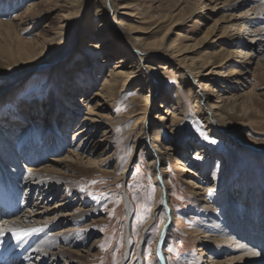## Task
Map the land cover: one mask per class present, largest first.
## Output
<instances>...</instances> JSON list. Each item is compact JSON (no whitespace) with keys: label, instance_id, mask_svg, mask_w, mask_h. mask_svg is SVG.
Wrapping results in <instances>:
<instances>
[{"label":"rangeland","instance_id":"374dc122","mask_svg":"<svg viewBox=\"0 0 264 264\" xmlns=\"http://www.w3.org/2000/svg\"><path fill=\"white\" fill-rule=\"evenodd\" d=\"M241 1L245 3L247 0ZM97 2L107 7L108 16L101 18L93 10ZM120 2L133 3L140 14L135 21L125 18L138 31L129 43L120 34L121 39L124 38L125 53L113 41L108 44L116 45L109 59L84 50L82 45L88 41L84 38L85 27L90 24L97 32L99 25L104 23V27L115 30L122 14H113L110 3L117 5ZM229 2L0 0V23L18 25L23 22L20 37L24 42L32 41L38 46L37 53L41 58L49 56L55 49L53 45L63 38L60 32L67 20L65 11L72 13L64 44L54 58L37 67L28 66L23 61L12 62L2 49L7 35L3 33L5 29L0 28V144L6 146L4 143L10 141L13 149H6V155L4 151L0 152V169L6 170L5 181L16 182L20 176L16 169L26 173V168L32 166L25 156L26 150L32 147L39 151V147L45 146L47 155L39 166L55 165L52 162L57 159L52 153L54 133L68 139L69 147L63 150L61 158L74 151L72 155L80 154L82 159L70 154L73 158L68 159L69 165L64 166V170L56 164L55 168L62 172V179L45 174L48 180L61 182L56 184L57 195H47L45 201L40 197V202L50 208L62 205L60 211L74 213L75 218L56 226L53 231L71 230L62 237V242H55V251L63 248L70 252L56 261L45 259L43 264H118L124 255L128 258L126 264H161V255L165 264H211L209 253L216 245L213 238L219 239L216 237L219 236V227L231 222V203L239 227L248 230L254 238V246H258L256 252L264 257V10L261 9V13L259 8L253 15L250 9L254 3L232 10ZM261 2L264 4L263 0ZM31 5L34 6L29 12L27 9ZM70 5L71 9L64 8ZM105 32L100 33V41L106 42V37L113 33L112 30L107 32V28ZM135 38L142 39V43L163 38L166 47L173 44L175 51L181 49L174 58H167L164 49L156 53L149 65L150 69L159 71L156 85H163L164 93L153 94L147 119L165 115L166 109H162L165 103L173 104L167 112L173 114H166V119L173 115L181 119L177 129L170 128L169 123L161 124L156 141L152 140L151 134V146L156 150H163L165 145H173L178 139V161L173 163L174 154H171L162 161L160 168L172 214L161 255L154 253V244L166 211L160 207L162 197L151 168L152 154L139 147L144 137L148 136L149 140V135H144L142 99L152 93L149 94L147 88L139 92L140 87L133 84L127 85L126 89L118 88L109 100L94 96L110 71L128 73V67L119 63L127 52L135 56L132 63L137 66L138 53L131 46ZM206 56L211 57V66H203ZM89 58L93 59L91 63L87 62ZM165 63L168 69H157L159 64ZM187 67L200 72L201 76L196 79L199 83L206 79L208 101H221L218 107L222 108L226 124L231 126L227 129V136L222 137L208 129L206 120L197 113L200 105L194 90L198 87L196 90L200 92L202 87L185 72ZM73 73L82 80L78 82L83 85L79 90L75 84L78 78L73 77ZM69 94L74 98H68ZM81 98L85 102H79ZM56 103L64 105L67 110L68 117L65 118L69 120L65 125L61 123L59 109L49 112L50 106ZM205 104L202 101L204 109L207 108ZM35 107L39 110L36 111ZM88 110L97 121L96 126L87 128L84 137H93L97 144L93 152H88L89 148L80 136L74 139V132L82 125L83 118L88 117ZM221 127L226 129V126ZM215 128L223 133L221 128ZM200 132L208 139H204ZM235 139L243 145L240 142L237 146L233 144ZM10 152L18 160L16 169L5 162ZM152 152L157 154L154 149ZM196 153L199 156L194 159ZM19 188L20 196L25 199L27 188ZM38 197L34 193L32 199ZM246 201L251 205L249 209L244 208ZM127 202L131 217L126 221ZM125 226L126 233L129 226L127 237ZM204 233L208 235L204 237ZM38 241L42 242L37 239L35 243ZM170 248L172 252L168 251ZM231 256L235 258L227 251L224 255L213 256V260L223 263Z\"/></svg>","mask_w":264,"mask_h":264},{"label":"bare ground","instance_id":"6f19581e","mask_svg":"<svg viewBox=\"0 0 264 264\" xmlns=\"http://www.w3.org/2000/svg\"><path fill=\"white\" fill-rule=\"evenodd\" d=\"M73 1L75 2V0H73ZM110 1L111 0H109V2ZM120 1H122V0H120ZM261 1L262 0H256V2H254V0H247L244 3L241 0H230L229 8H231V9L233 8L232 10H234V8L236 9V8L242 6L243 4L254 3V6L252 7V9H250V11H252V14L254 15L256 12H258L259 8H260V12L263 13V11H261V9L264 10V4H262ZM76 4H77V2H76ZM100 4L101 3H98V2L95 3L93 10L95 9L98 16L101 18L108 16L109 12L107 13V11H108L107 7L104 5L102 6ZM113 5H111V3H110V10L113 12V14H118V13L122 14L121 20H119L115 24V30L111 29L112 27H110V26L104 27V23L99 25V29L97 32H94V30L91 29L90 24H89V26L85 27L84 38H85V40L87 39L88 41L84 42V45H82V48L86 51H94L93 52L94 55H96V54L103 55L102 59H109L110 55L113 54V49H114V47H116V45H117V47L119 45L120 50L125 53L126 48L124 47V38L122 40L120 37V34H123V36H125V39L127 40L128 43L131 42V40L132 41L134 40L132 38V35L138 34L137 29L133 28L132 25H129L128 21L125 20V18H129V19L133 18L132 19L133 21H135L134 20L135 18L139 19L138 15H140V14H139L138 10L136 9V5H134L131 2H120L117 5H114V6ZM33 6L34 5L29 6V9H27V11H29V10L31 11ZM64 8L71 9L72 5L64 6ZM261 13H259V14H261ZM27 14L29 15V13H27ZM65 14H66L65 17L67 20L62 25L61 32H60V34H61V36H63V38L60 37L59 41L53 45V47H55V49L51 50V54L49 56L46 55L45 57L43 56V58H41V55H38V53H37L38 46L33 45L32 41L24 42L21 39L20 34H22L23 30H24L23 25H22L23 22L18 24V25H14L12 23H0V28H4L5 32H3V33L7 35V37L5 38V40H6L5 44H3L2 49L6 51L8 57L11 60H13L12 62H15V63H17L19 61H23L28 66L37 67L38 65H42V64L49 62V60H51L52 58L55 57V55L58 52L57 50H59L61 48L60 46H62L64 44V40H66L65 35L67 32V29L70 27L69 17L72 13L68 14V10H66ZM30 15H33V14H30ZM244 16H246V15H244ZM256 16H257V14H256ZM168 18H170V16ZM33 22L36 23L35 21H33ZM175 25H172V26H175ZM34 26H36V25H34ZM106 28H107V32L112 30L113 33L111 36L106 37L107 38L105 40L106 42H104V40L100 41L101 35L106 34V32H105ZM100 33H101V35H100ZM263 36H264V33H263ZM162 39H160L159 41H151V42L145 41L144 43H142V41H143L142 39L135 38V43L131 44V46H132V49L136 53H138V56H136L137 66L132 63V61L135 60V58H134L135 56L132 53L127 52L126 57L121 58L119 63L125 64L124 68L128 67V73H123L122 71H115V70L110 71L107 78H105L103 80V84H102V87L100 88V91H98L97 93H94V92L93 93H94L95 98L99 97V98L103 99L102 97H104L105 99L109 100V99H112L114 97L118 88H121V89L125 88L126 89L127 85L132 86L133 84L140 87V89L138 88L139 92H143L144 89L147 88L148 89L147 92L149 94L152 93L150 96L142 99L143 108L141 109L142 113L141 112L140 113L143 116V118H142L143 128L145 126L144 135L147 133L149 135V140H148V136L144 137L143 144L141 145L139 143V147H141L142 150L148 149L152 154L151 168L154 172L155 182H156V185H158V187H159L161 197L163 195V188L162 187H164V191H165L164 197H165V200H166L167 206H168L166 183H165L164 179L162 178L160 168L162 165V161L167 156H170L171 154H174V155H172L174 157L173 163H176L178 161V157H177V151H178L177 141H178V139H176L174 141L173 145H170V146L165 145L163 147V150L157 149L158 150L157 151L154 147L151 146V134H152V138H153L152 140L156 141L157 133H159V131L161 130V124L163 125L164 123H169L170 128L174 127L177 129L180 122H181V119L174 116V115L171 119H166V117H165L166 114H167V116H170L171 114H173V113H167L168 110L171 109L173 106V104H170V103H165V106L162 107V109L163 108L166 109L164 112L165 115H159V116H155L153 119H147V114H148L150 105L153 103V99H152L153 94H155L156 96H159L160 94L163 95V93H164L162 91L163 85H161V86H160V84L156 85V81H158V79H159L158 76H156V74H158L159 71L150 69L149 65H150V62L153 60L152 58L156 55V53H158L160 51H164V49H165V52H167V56H168L167 58H170V57L174 58L173 57L174 54L177 53V51L180 52L181 49L177 48L178 50L175 51L173 44L172 45L170 44V45H168V47H166L165 44L162 43ZM112 41L114 43H116L115 46H109L108 45ZM28 44L30 46L26 47ZM139 44H142V45H139ZM34 48H35V50H34ZM43 51H45V49ZM16 53H18L17 57H15ZM88 60H89V61H87L88 63H91L93 61V59L91 60V58H89ZM210 60H211V57L206 56V59L202 63L203 66H211ZM179 64H181V61H179ZM212 65H214V63ZM179 66L182 67V64ZM157 69H159L161 71H165L166 69H168L167 63L159 64L157 66ZM185 72L189 75L190 78H192L194 80L195 83L198 84V86L202 87V90L200 92H198V90H196V89H198V87H195V90L193 88L197 104L200 105V107H198V109L196 110L197 113H200L201 117L206 120L205 122H206L208 129L211 128L214 132H216L218 135H220L222 137L227 136L226 134L229 133V131L227 129L231 128V126H230V124H226L225 117L221 114L222 108L218 107V105H219V103H221V101H219V100H216L215 102H212V101L209 102L208 101L210 98L209 94L207 93L208 92L207 90L209 89V85L205 82L206 79L205 80L203 79L202 81L200 80L201 81L200 83H199V81H196V79L201 76L200 72H198L197 69H195V68L192 69L190 67H187V68H185ZM73 77L78 78V75L76 73H73ZM80 79L78 78V81H76V83H75L77 86L76 87L77 90L81 89L83 86V85L81 86L79 84L82 81ZM72 97L74 98V96H72V94L68 95V98H72ZM202 101H204V103H206L205 105H207V108H205V109L202 108V106H201ZM49 102H51V103L53 102L52 97H50ZM79 102L82 103L85 101L81 98L79 100ZM177 102H179L178 99H177ZM50 109L51 110L49 112H51V113L54 112L55 109L60 110L59 117L61 120H63V121H61V123H63V125H65L66 121L69 120V118H65V117H68V115L66 116V114H68V113H67V110H66L64 105L60 106L58 103H56L55 106H53V105L50 106ZM35 110L37 111V110H39V108L35 107ZM230 110H232V108ZM92 116H93L92 111L88 110V117L83 118L82 125H80V127L77 130H75V132H74V139H76L78 136H80L81 139H83V144L87 145V148H89L88 152H90V151L93 152V150L96 149L95 147L97 146V144L95 145L94 141L92 140L93 137L84 138L87 134V130H88L87 128L96 126V124H97V121L94 118H92ZM146 120H148V122H146ZM61 123L59 122V124H61ZM222 125L226 126V129L222 128L221 127ZM215 127H218L219 129L221 128L223 130V133L217 131ZM48 131H49V129H47V133H48ZM54 135L56 138L54 139V145H53L52 153H54V155L57 159L52 161V162H55V163H53L55 165H51L49 167L39 166L44 161L45 155H47L46 150H45V146L39 147L38 148V149H40L39 151H36V147H32V148L26 150V152H25L26 160L28 163H30L32 165V166H29V168H26V170H27L26 173H22L18 168L16 169L15 166L17 165V161H18L17 158H15L16 156L13 157L11 152L7 155V160L5 162H7V163L9 162L11 164V166H13L16 169V172L20 173V176L15 179L17 181V185H16L15 189H16L18 195L19 196L21 195L20 194L21 190L19 187L25 186L27 188V194L25 195V199L20 196V198H22V203L20 206H18L14 203V194L11 195L12 190L7 186L8 182H6V183L3 182L6 179V177H5L6 176V173H5L6 170L0 169V202L4 203L5 207L7 208V210H6L7 212H12L13 214H19L18 216L15 215L11 218H6L4 211L2 209L0 210V229H3V235H0V245H5L7 243H16V246H19V247H16V250H21V248H23V246L27 244V246L24 249V252L19 257L21 259L17 264H34V262H35V264H43L45 259L49 258L52 261H56V260L61 259L68 252H70L68 249H63V248L61 250L55 251V248H56L55 242L56 243L59 241L62 242V240H63L62 237L67 235V232H69L71 230L60 229V230L55 231V232H53V231H54V228H56V226H59L60 224L62 225L64 223H69V222L73 221L75 216L72 214H74V213H72V214L67 213L66 214V213H64V211H60L61 210L60 207L62 205H59V204H58V206L56 205L53 208H50L49 205L45 206L44 203H41L42 201L40 202V197H41V200L45 201L44 197H46L47 195H50L53 193H54V195H57L59 193L57 190L56 184H59L61 181L60 180L58 181L56 179L53 180V179H54L55 175H57L56 178L60 179L62 176L61 175L62 172L60 169L55 168L56 164L61 165L62 169H63L64 166L69 165L68 159L73 158L72 156H77L80 158V154L72 155L74 153V151H72V154H71V152H69L65 156V158L64 157L61 158L60 156L63 153V150L64 149L67 150L69 147L68 139H66V137H64V136L61 137V135H58L56 133H54ZM91 140H92V142L90 143L89 141H91ZM155 141L153 143L154 146H155ZM239 142L241 143V141L239 139H237V140L235 139L233 141V144H235L237 146V145H240ZM4 144H6V146H3L0 144V152L4 151V155H6L7 154L6 149H9V151H11L13 149L10 148V141L5 142ZM81 144L82 143H80V145ZM79 148L80 147H78V149ZM152 149H154V152L156 151L157 154L153 153ZM198 156H199V153H196L194 159ZM80 160H82V159L80 158ZM87 160H89V159H87ZM39 161H41V163H38ZM96 164H98V163H96ZM46 173H50L51 175H53V179L48 180L45 176ZM11 185L14 186V184H11ZM34 193L36 194V196H39L38 199H36V200L32 199V196ZM206 194H208V193H206ZM248 201L244 202V206H245L244 208H246V209H249L251 206ZM15 202H16V200H15ZM127 204H128V202L125 205V208H126L125 209V219H126V221L129 219V217H131L129 206ZM32 207H34L33 210H31ZM39 210H40V212H36ZM168 210H169V206H168ZM229 211L232 213V217L230 220L231 222H229L228 224H225V225L223 224L222 227H219L220 228L218 231L219 236H216V237H219V239L213 238V242L216 245H215V247L211 248V251L209 253V258H210L209 263H211V264H264V257L262 258L259 255V253L256 252L258 250L257 249L258 246L257 247L254 246L255 245L254 244V238L252 237V235L249 232H247L248 230L244 231L243 228L239 227L238 220L235 217L236 215H234V214H236V211L233 208L232 203L229 205ZM165 215H166V217L163 221V224L160 228V231L158 233V236H157L155 244H154V247L156 246V250H154V253L156 252L160 255L162 252V245L165 241V236H166V232H165L164 237L162 236L163 235V226L166 223H168V225H169L170 218L172 217V214L170 213V211H169V216H167V214H165ZM1 216H3V219H1ZM246 216H249V215L247 214ZM9 229L14 230L22 238L17 240L12 235V232L8 231ZM32 229H39V231L31 232ZM24 232H31V234L23 235ZM49 234H51V235H49ZM125 234H127L126 235V237H127L129 234V226L127 228V233H126V226H125ZM204 234H205V236L203 235L204 237H206L208 235L207 233H204ZM37 239H39V240L41 239L42 242L38 241V243H35V241ZM211 240H212V238H211ZM34 245H35V247L31 248ZM252 246L255 248H253ZM128 251L129 250H127V252ZM227 251L230 252V254H232L233 257H235V258H232V256H231V258L229 260H227V261L225 260L223 263H216L217 261L215 262V260H213V259H215L213 256H220L222 253L224 255L225 252H227ZM253 252L257 253V255H252ZM125 259H126V255H124V257L121 259V261L119 263L120 264H126V263H124ZM160 259H161V257L159 258V260ZM161 264H162V262H161Z\"/></svg>","mask_w":264,"mask_h":264},{"label":"snow or ice","instance_id":"6c2138e0","mask_svg":"<svg viewBox=\"0 0 264 264\" xmlns=\"http://www.w3.org/2000/svg\"><path fill=\"white\" fill-rule=\"evenodd\" d=\"M197 131H200L199 129H197ZM200 135L204 138V139H208V137L205 135V133L200 132ZM212 143H216L215 140L211 141ZM83 190V189H82ZM212 190H209V195H211ZM89 195H91V193H89ZM149 199H151V194L149 195ZM143 220V218H141V221ZM8 231L12 232V235L17 239H21L22 237L20 235H18L14 230L9 229ZM39 231V229H32L31 232H36ZM31 232H24L23 235H29L31 234ZM0 235H3V229H0ZM103 247V246H102ZM169 252H172L173 250L170 248L168 249ZM252 255H257V253L253 252Z\"/></svg>","mask_w":264,"mask_h":264},{"label":"water","instance_id":"95a60500","mask_svg":"<svg viewBox=\"0 0 264 264\" xmlns=\"http://www.w3.org/2000/svg\"><path fill=\"white\" fill-rule=\"evenodd\" d=\"M163 188V195H162V204H161V208H163L165 211H166V214H167V216H169V210H168V206H167V202H166V200H165V197H164V193H165V191H164V187H162ZM169 225H168V223H166L164 226H163V237H164V235H165V232H166V229H167V227H168ZM165 227V228H164ZM128 261V258L126 257V259H125V262L124 263H126Z\"/></svg>","mask_w":264,"mask_h":264}]
</instances>
